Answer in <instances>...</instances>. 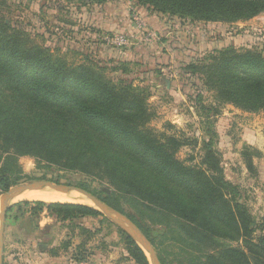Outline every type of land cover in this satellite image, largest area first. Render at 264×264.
Here are the masks:
<instances>
[{"label":"trees","instance_id":"obj_1","mask_svg":"<svg viewBox=\"0 0 264 264\" xmlns=\"http://www.w3.org/2000/svg\"><path fill=\"white\" fill-rule=\"evenodd\" d=\"M136 1L159 14L192 21H245L264 12V0ZM7 2L0 0V9ZM85 60L68 63L0 15V194L20 179L19 156H31L107 183L110 192L101 191L102 201L127 215L152 244L155 231L177 248L176 260L157 253L162 264H264V237H253V217L239 200L238 186L225 178L212 138L203 143L198 164L179 159L176 153L187 141L147 125L153 115L148 89L124 78L115 81L104 74L105 66ZM123 65L119 69L125 74ZM180 74L201 77L219 103L264 111V55L256 49L225 47L184 65ZM200 108L218 113L212 105ZM20 205L7 212H18ZM32 205L20 217L39 218L43 210L60 221L102 215L79 203ZM126 205L134 212L124 210ZM119 232L128 256L149 264L132 238ZM80 245L75 259L87 258Z\"/></svg>","mask_w":264,"mask_h":264},{"label":"rangeland","instance_id":"obj_2","mask_svg":"<svg viewBox=\"0 0 264 264\" xmlns=\"http://www.w3.org/2000/svg\"><path fill=\"white\" fill-rule=\"evenodd\" d=\"M80 3L8 0L9 6L0 9V15L22 26L34 42L49 47L68 63H84L90 57L105 66L104 74L115 81L124 78L147 88L148 107L153 114L147 125L187 141L176 153L179 159L198 164L203 143L212 138L225 178L238 186L239 200L253 217V237H264V111L248 112L230 103H219L214 92L202 86L201 77L180 74L184 65L206 60L225 47L252 48L264 55V12L245 21L206 22L159 14L136 0ZM114 36H123L127 44L119 46L104 39ZM122 64L128 68L125 74L119 69ZM201 104L217 107L218 113L201 109ZM18 162L22 174L16 184L34 180L79 187L84 184L99 199L101 191L110 192L104 181L59 170L31 156H19ZM25 201L29 205H23ZM38 201L21 199L11 203L21 205L18 212H6L1 264H73L80 260L88 264H137L128 256L121 228L103 215L79 221L90 227L89 232L58 221L46 225L42 216L20 217L22 210ZM126 206L124 210L134 212L135 208ZM152 233L156 252L176 260L177 248L155 231ZM78 244L88 253L87 258L75 259Z\"/></svg>","mask_w":264,"mask_h":264},{"label":"water","instance_id":"obj_3","mask_svg":"<svg viewBox=\"0 0 264 264\" xmlns=\"http://www.w3.org/2000/svg\"><path fill=\"white\" fill-rule=\"evenodd\" d=\"M32 190L58 192L60 194L71 196L75 199L80 200L81 203L79 204L83 203L95 209L100 214L114 222L128 236H130L134 240V242L143 250L144 254L150 260V264H162L151 241L128 216L110 206L106 202L102 201L93 193L82 187L60 182H53L51 180H34L27 183L16 184L9 187L0 194V264L3 249L2 231L4 227L6 212L12 205V202L10 201L17 194Z\"/></svg>","mask_w":264,"mask_h":264},{"label":"bare ground","instance_id":"obj_4","mask_svg":"<svg viewBox=\"0 0 264 264\" xmlns=\"http://www.w3.org/2000/svg\"><path fill=\"white\" fill-rule=\"evenodd\" d=\"M39 200L45 202L51 201H77V203H81L80 200L75 199L71 196L63 195L58 192H50V191H39V190H32V191H24L17 194L10 202H15V200Z\"/></svg>","mask_w":264,"mask_h":264},{"label":"crops","instance_id":"obj_5","mask_svg":"<svg viewBox=\"0 0 264 264\" xmlns=\"http://www.w3.org/2000/svg\"><path fill=\"white\" fill-rule=\"evenodd\" d=\"M111 24V23H110ZM108 28V27H107ZM109 30V28H108ZM40 216H42V219H43V223L48 225L47 223H50L51 221H58L59 223L61 222L62 224H65V225H68V226H76V224H81L83 225L84 227L86 228H90L89 226L87 225H84L83 223H80L79 221H84L88 218H91L90 216H84V217H80L79 219H75L74 222L73 220H66V221H60V220H57L56 217H54L53 215H49L47 213L46 210H43L41 213H40ZM77 227V226H76Z\"/></svg>","mask_w":264,"mask_h":264},{"label":"built area","instance_id":"obj_6","mask_svg":"<svg viewBox=\"0 0 264 264\" xmlns=\"http://www.w3.org/2000/svg\"><path fill=\"white\" fill-rule=\"evenodd\" d=\"M105 40H108V41H111L115 44H118L119 46H125L127 44V42H124V37L123 36H114V37H106L104 38ZM88 261L87 260H80L78 262H73V264H88L87 263Z\"/></svg>","mask_w":264,"mask_h":264}]
</instances>
